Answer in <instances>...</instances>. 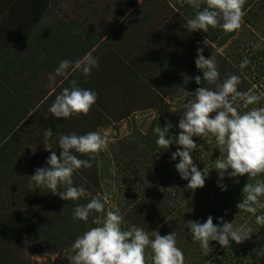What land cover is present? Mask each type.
Masks as SVG:
<instances>
[{
	"label": "trees",
	"instance_id": "16d2710c",
	"mask_svg": "<svg viewBox=\"0 0 264 264\" xmlns=\"http://www.w3.org/2000/svg\"><path fill=\"white\" fill-rule=\"evenodd\" d=\"M254 1L255 0H246L244 7L252 6L253 9V5L256 3ZM60 2L61 0H0V111H4L1 112L2 121L0 122V178L4 180L12 178L13 172L19 174L22 168L18 169L16 166L21 160H23V157H26V155L29 154L28 148L21 147L23 139L18 140L13 129L10 130L7 127V122L9 118H11V112L16 110L14 104L20 103L19 105L23 104L25 106L24 102L28 101L27 91L31 88L27 81L22 82L21 79L18 80L19 75L27 68L24 60L19 64L18 70H16L17 66L14 62L8 61L7 54L13 49H19V44L28 40L30 37L33 38L37 36L36 39H38L39 43L43 45L46 43L49 44V54L51 55V58L39 62L37 59L38 54L33 52L32 64L30 66H32L31 69L33 70L34 77L36 76L39 67L41 72L50 70L53 72L56 70L58 67L56 64V58L62 54V56H64L63 59H67V48L70 44L78 48V50L73 49V54L78 57V60L83 54L86 55L88 53L87 51L90 49L92 51L96 45H99L97 44L99 39L97 36L91 35V29L87 31L82 30L77 34L72 33L74 32L72 30L73 25L77 28L83 27L82 24L77 22L71 24L70 22L65 21V23H63L64 27L62 32L58 35L56 34V31L60 29V24L63 21L59 22L58 25L55 24L51 31L53 32L52 37L51 35L41 37L38 34L37 29L39 25L41 23L43 24L45 21L50 8L52 6H58ZM176 5L181 7V4L176 3ZM188 6L189 5L184 6L185 10L190 9ZM204 6L205 5L203 4L201 5V10ZM261 10L264 11L263 6L261 7ZM152 13L144 12L140 19L133 18L131 22L136 23V27L132 30V33H128L124 37L126 43L123 45L122 49H125L127 45L129 46V49L135 50V48H137V55L134 58L119 55L118 52L120 51L114 50L111 42H105L104 47L101 46L97 52H92L94 54L93 56L97 58L99 66L93 68L91 74L87 77L83 75L82 71H79L76 79L73 81H76L78 87L90 89L97 93L96 103L92 106L88 115L74 116L68 119L62 118L56 126L57 130L62 135H69L73 132L77 135H83L91 132L93 128H95V130L104 129L107 127V123L111 124L123 119L129 120L130 117L141 110L150 108H153L154 110L157 109L159 111L158 117L150 123L147 128L144 127L143 133L140 129L134 130L133 136L137 135L139 137V139L134 142V145L141 142V144L145 146L141 148L140 155L137 157L134 155L132 158L130 157V159H128L129 157L125 156L128 152L120 151L122 159L118 162L119 175H123L121 171L124 169L123 165L127 163L126 160L130 161L127 164L128 166H125V169L132 167V171L134 173L136 172V174H140V171L148 172L149 164L146 162L149 160V156L153 152L158 151L161 152L162 155L165 153L166 161H172V154L179 148V146L175 144L174 139L178 137L180 132L178 123L183 115V105L195 98L192 93H195L197 88L206 87L207 84L203 81V73L201 71L197 72L196 75L192 72V68L196 67L195 60L197 58V49L202 48L204 50V46L193 38L194 33H185V35L182 36L183 34L181 33V30L175 29L174 23L182 22V19L174 21V23L169 25V32L171 31V33L175 34V37L171 39V35H169L170 39L169 37L165 39L168 42L162 38L160 39V36L151 46H149V44L144 45V47L143 45H138L141 41V36L138 32L141 31L143 34L145 23L150 20ZM189 16L191 15L189 14ZM66 28H68V30ZM218 28L220 27L215 29L217 30ZM147 29L149 28L147 27ZM166 29V26L161 27L162 31H166ZM216 30L211 31L209 29L207 32L208 36H211L214 41L219 39L218 36L222 31L221 28L219 32H216ZM188 34L190 37H186ZM227 34L228 38L233 36V32ZM128 38H133V42L127 43ZM182 38H184L185 41H182ZM226 38L227 37H225V39ZM221 44L222 43L219 45L221 46ZM257 44L261 43L258 42ZM162 45L167 46L165 49L166 55H163L164 57H162V54H164L162 51ZM147 46H149L148 53L146 52ZM158 53L160 56H157ZM246 57L251 62L244 68V70L249 72L251 78L254 75V82H263L262 86H264V46L257 51L253 50L252 54H247ZM17 58H19V56H17ZM159 58H161V61ZM1 66L4 67V71L1 69ZM232 66L233 65L222 67L223 74L221 73L222 76H220L221 82L227 78V76H224L225 74L230 75L236 73V70ZM239 66L240 64L238 63L237 67ZM182 75L185 80H181L182 77L180 76ZM197 75L201 77L200 85H197L193 79ZM175 79L179 80L176 87L164 86L172 84ZM240 79L241 83L238 86V90L241 92H248L249 89L242 87L243 78L241 77ZM186 80L189 81L184 84V81ZM245 83L247 82H244V84ZM181 84L183 85V89L180 88ZM71 87L72 85L68 86V88ZM210 88L215 90V85H210ZM178 90H180L181 93ZM183 90H188L189 94L186 95L184 99H181L184 95ZM177 93L182 95L180 97L181 101H179V104H181L182 107H179V114H175L173 117L169 115V110L164 108L165 102L163 100L166 99L165 95H174L175 97L178 95ZM162 94L164 95V98L161 96ZM55 98L56 95L52 94L49 97V101L54 103ZM262 103H264V100L254 106L260 107L261 105H264ZM26 109L25 106V110ZM239 110L244 112L248 109L241 107ZM107 115H110L111 119L107 121V123H103L102 119ZM11 119L14 118L12 117ZM20 121L23 122L24 119L21 116L16 117L13 128L15 127L16 129L19 127L17 126V122ZM158 125L161 127L172 125L168 138L173 140L172 145H176L173 150L169 151L168 149L167 152H164V150L157 146L156 140L158 137L154 134L153 129ZM199 138L200 137H193L194 142ZM207 139L214 141L212 138ZM27 140H30V138L28 137ZM30 143L31 142H28V145H30ZM57 145H59V143ZM56 151L57 156H59L60 149L57 148ZM77 155L81 159H89L92 167L80 169V171L84 170L88 175H80L79 171H76L72 177L73 183L79 184L77 187H82V185L85 184L89 189L92 187V183L93 186L100 188V184L105 182V179L102 177L103 173L100 172L103 170H100V168H103L105 172L106 167L112 163V160L109 157L104 159L102 153L95 154L94 158L81 156L80 154ZM191 155L193 158V153ZM98 156L101 161L103 160L101 164L100 160L97 159ZM178 160L179 158L173 161L174 164H176L175 162ZM193 161L195 165L202 163L201 166H204V163L207 162V160L203 158L201 152L199 153L198 159ZM148 163L151 162L149 161ZM33 173L35 174V171ZM104 175V177L108 179H113L109 174ZM179 177L180 175L175 167V169L170 172L168 181H173L175 183ZM238 179V184L231 183L230 185L226 183L227 190L224 192L218 190L215 186L212 187L216 179L211 180L206 184V187L209 190V195L206 199L203 201L200 200L197 204L190 203L187 206L185 205L186 208L181 205H177L176 207L165 206L159 196L154 195L151 191H149V193L147 190L146 195H143V193L140 196L136 195L132 202L129 203L131 206L129 217L130 222L139 228L144 227V231L148 232L150 235L153 231H158L161 236H166L175 232L178 245L181 242V239L187 235V232H190V229L186 228L185 225L192 221L193 215L195 217L197 216V219L201 218V212L208 210L209 206L212 208V210H209L212 211L211 214H213L214 217L219 214L223 215L221 214L223 211L225 212V210L233 209L234 206L237 209V206L234 204L238 201H242V190L245 184L255 182L254 180H249L247 175L239 177ZM256 179L264 180V175H261ZM2 193L3 192H1V194ZM88 193V196L72 202L63 201L58 195L56 196V199H53L54 196L50 194L48 189H46L45 194H41L39 188L36 189V187H32L27 196L23 198L24 203L19 200V203L22 205L21 207L24 205L27 207L21 208L13 205V211L8 217V220H5V213L1 212L0 264H13L14 262H17L19 257H17L15 252L24 248H32L33 253L40 254H56L69 251L71 245L78 236H81L90 228L96 227L93 220L100 217V213H93L89 217L87 223L73 220L74 209L77 205L86 204L90 201L89 196L92 195L94 197L99 194L94 192ZM46 194H49L48 196L50 197L46 196ZM260 204H262V202L259 201L258 205ZM194 205L195 207H198V211L194 212L195 214L192 215V213L189 212L184 213V208L188 211V206L193 207ZM69 209L71 210L69 211ZM182 212L184 214H181ZM143 224L144 226H142ZM165 229H167V231ZM250 239H252L251 243L249 242L247 245L250 246L252 244L254 246V244H259L255 250L256 253L252 252L251 247L248 250V247H246L247 245L238 249L236 247L238 245L234 241L231 243V249H234L238 258H240L239 264H245V260L250 258L254 260L253 264H264V232L257 237ZM181 250L185 254L184 256H187V253H189L188 249ZM253 254H258V257L256 258ZM185 262L188 264L187 260H185ZM190 264H195L192 259L190 260Z\"/></svg>",
	"mask_w": 264,
	"mask_h": 264
},
{
	"label": "rangeland",
	"instance_id": "374dc122",
	"mask_svg": "<svg viewBox=\"0 0 264 264\" xmlns=\"http://www.w3.org/2000/svg\"><path fill=\"white\" fill-rule=\"evenodd\" d=\"M254 2L256 3L253 5V9L252 6L243 8L245 13L243 17V24L239 30L233 32V36L231 38H228V34L223 32V30L219 34V39L217 41H214L211 36H208L207 33H204L202 31L192 33H194L193 38H195L198 43H202V45L204 46V57L211 58L212 56L215 58L218 71H220V76H222L221 73L223 74V66L228 67L230 65H233L232 67L236 70V73L234 74L239 76L240 78H243L242 87L249 89L248 91L259 94L260 92H264V86H262L263 82H254V75L251 78L248 71L237 67L238 63L241 64V61L247 56V54H252L253 44H257L258 42L262 44V42H264V11L261 10V7H264V0H255ZM176 3L181 4V7H178ZM186 5L188 4H182L181 0H61L58 6H52L50 8L45 21L43 22V24L41 23L39 25L37 32L41 37H47L48 35H51L52 37L53 32L51 31L53 30L55 24L58 25L59 22L63 21L60 24V29L56 31V34L58 35L62 32V29L64 27L63 23H65V21L70 22L71 24L77 22L79 24H82L83 27L77 28L73 25L72 30L74 32L72 33L77 34L82 30L87 31L91 29V35L97 36V38L99 39V42L97 43L99 45H96V47L92 51L91 49L87 51V54H91L93 56V51L97 52L98 49L101 48V46L104 47L105 42H111V44L113 45L112 48L116 51H120L118 52L119 55L134 58L137 55V48H135V50L129 49V46L127 45L125 49H122L123 45H125L126 43L124 37L128 33H132V30H134L136 27V23H132L131 20L133 18L140 19L141 15H143L144 12H153L150 16V20L145 23L143 34L141 31L138 32L141 36V38L139 37L141 41L138 45H143L144 47V45L149 44V46H151L154 44V41L156 39H159L160 36V39L162 38L163 40L168 38L169 35H171V39L174 38L175 34L171 33V31L169 32V25L174 23V21H178L179 19H182V22H175V29H180L181 33L183 34L182 36H184L185 33L190 34V32H188L187 29H185L183 26L186 24L188 19L195 16L197 10L193 9L191 6H188L190 9L185 10L184 6ZM189 14L191 16H189ZM163 26H166V31L161 30V27ZM147 27L149 29H147ZM66 29L68 30V28ZM209 29L211 31L216 30L213 28ZM219 30L220 28H218L216 32H219ZM189 34L186 37H190ZM225 37L227 38L225 39ZM36 38L37 36L33 38L30 37L28 40L23 41L21 44H19V49H13L7 54L8 61L14 62L17 66L16 70H18L19 64L24 60L25 66H27V68L26 70L22 71V73L18 77V80L21 79L22 82L27 81L31 86V90L29 89L27 91L28 101L24 102L27 109L25 110V106L23 104H14V106H16V110L11 112L10 114V117H13L14 119L9 118L7 122V127L10 130L13 129L15 135L18 137V140L23 139V141L21 142L22 145H20L23 148H28L29 154H27L26 157H23V160H21V162L16 166V168H22V170L19 172V174L17 172H13V177L12 179H10L11 182H7V187L5 188V190L3 189L2 194L0 193V214L1 212L5 213V220H8V217L12 214V206L14 205L16 207H21L22 205L19 203V200L24 203L23 198L27 196L29 190H31L32 187L35 188L34 183L30 181L29 176L34 175L33 172L37 168L48 167L46 161L50 157L51 153L45 149L46 145L44 143V131L46 128H51L54 133L53 137L48 140V145H50L51 149L54 150L57 154L56 150L57 148H59V145H57L58 138L62 134L57 130L56 126L60 119L52 117L51 113L49 112V108L53 104L52 101H49V97L52 94L56 96L59 95L64 88H68V86L72 85L71 82L76 79L77 73L81 71L79 68L75 67L76 64L83 61L87 56V54H83L81 57H79L78 60V57L73 54V49L78 50V48L70 44L67 48V59H63L64 56H62L61 54L56 58V64L59 66L61 61L69 60L72 61V65L67 70L66 75L56 76L55 83L49 86V76L54 75L55 70L53 72H51V70L41 72V69L39 67L37 69L36 76L33 77V70L31 69L32 66H30L32 64L33 52L38 54L37 59L39 60V62L51 58V55L49 54V44L46 43L45 45H43L39 43L38 39ZM181 40L185 41L184 38H182ZM205 40L206 44L204 43ZM165 41L168 42L167 40ZM129 42H133V38H128L127 43ZM220 43H222L221 46L219 45ZM149 46H147L146 48L147 53L149 50ZM166 47V45H162V51L164 52V54H162V57L166 55ZM158 55L160 56L159 53L157 54V56ZM17 56H19V58H17ZM159 59L161 61V58ZM1 69L4 71L3 66H1ZM192 72L194 73V75H196L199 70L195 67L192 68ZM228 75L229 74H225L224 76ZM220 76L218 82H221ZM180 77H182V79L179 77L178 78L181 80H185L183 75ZM188 81L189 80L184 81V84ZM244 82L247 83L244 84ZM178 83L179 80L175 79L172 84L164 86L176 87ZM206 87L210 88V85L206 84ZM180 88L183 89L182 84ZM183 91V96L179 93H177L178 95H176L175 97L174 95H165L166 99L163 100L165 102L164 108L169 110V115L173 117L175 114H179V107H182V105L179 104V101H181V99H184V97L189 94L188 90ZM163 94L161 96L164 98ZM181 96L182 98L180 99ZM260 107H264V105H261ZM1 112L4 111H0V122L2 121ZM158 115L159 111L157 109H144L136 112L132 117H130L129 120L123 119L111 124L107 123V121L111 119V116L107 115L102 119L103 123L106 122L108 124L107 127L98 130H95V128H93V130L91 131H98L107 139L108 143L106 148L99 151L98 153H102L104 159L106 157H109L112 160V163H110V165L106 167L105 172L103 168H100V170H103L100 172L103 173L102 177L103 179H105V182L100 184V188H97V186H93L92 183L91 186L93 188L91 187L89 189L83 183L82 187L85 188L87 192L100 194L102 202L105 204V212L100 213V219H102L106 212L109 210L119 211V213L123 217V223L121 225L122 230H128L131 226H133L129 219L131 213V206L129 203L132 202L133 198L136 197V195L140 196L142 193L143 195H146L147 190L148 192L151 191L154 195L159 196L165 206L170 207H176L177 205L187 206L190 203L197 204L200 200L203 201L209 195V190L206 187V184L213 179H216V181H214L212 187L215 186L218 190L221 191L220 187H218L219 177L217 171L214 169V162L221 156V153L216 148L215 141L207 138H199L195 142L198 147L200 145H203V151H193V160L198 159L200 152L203 154V158L207 160V162L204 163V166H201L202 163H198L196 164V166L201 171L205 167H207L210 171L208 176L209 178L205 180L207 181L205 182V186L202 189H197L195 192L186 190L188 181L183 180L181 177H179V179L176 180L175 183L173 181H168L170 172L175 169L174 165L179 163V160L175 162L176 164H174L173 161H166L167 159L165 157V153L162 155L161 152L158 151L153 152L149 156V160L146 162L147 164H149L148 172L140 171V174H136V172L134 173L132 171V167L129 169H125V166L130 161L126 160L127 163L123 165L124 169H122L121 171L123 175H119L118 162L122 159L120 151L128 152L125 155L129 157L128 159H130V157L132 158L134 155L136 157L139 156L141 153V148L145 146H143L141 142L134 145V142L139 139L137 135L133 136L134 130L140 129V131L143 133L144 127L147 128L150 123H152L158 117ZM20 116L24 119V121L17 122V126L19 127L15 129V127L13 128V125L15 124V118ZM28 137L30 138V140H27ZM28 142H31L30 145H28ZM175 146L176 145H170V147L168 148L169 151L173 150ZM168 149L164 150V152H167ZM97 159L100 160V157L98 156ZM102 161L100 160V164L102 163ZM149 161L151 163H148ZM78 171L80 175H88V173H86L84 170ZM104 174H109L113 177V179L104 177ZM222 183L224 185H226V183L230 185L231 183L237 184L233 179H229L227 175L225 176V179L222 181ZM78 185L79 184L77 183H73V186L75 187H77ZM62 189L63 188H61L60 190ZM39 191L41 192V194H45L46 188H39ZM48 195L49 194H46V196ZM53 196V199H56L57 195ZM104 196L108 197L107 201L103 200ZM92 197V195L89 196V199L91 200ZM259 201L262 202V204L256 206V215H263L264 196L260 197ZM238 202H236L234 205L237 206ZM25 207L27 206L24 205L21 208ZM185 208L184 213L189 212L192 213V215L195 214L194 212L198 211V207H195V205L193 207L188 206V211ZM209 209L212 210L211 206H209ZM209 209H203L204 212H201L202 217L199 219H197V216L195 217L193 215L192 221L204 223L207 218L211 216L213 217V223L219 226L220 220L223 219L226 222L233 223L234 228H251L252 232L250 233V238L257 237L264 232V227L256 224L254 215H252L251 213L240 211L238 210V208L236 209L235 206L233 209L231 208L230 210H225V212L223 211L221 213L223 215L219 214L216 217L211 214L212 211H210ZM70 210L71 209H69V211ZM184 213L182 212L181 214ZM144 224L142 226H144ZM140 228L143 229L144 227ZM165 230L167 231V229ZM150 238H154L152 237V234L150 235ZM251 240L252 239L245 240L236 247L239 249L244 245H247L249 242L251 243ZM231 243H233V241H230L229 248H223L219 245L218 242L212 241L210 242L211 249L209 253L205 255L201 251L199 243H194L191 236L189 235V232H187V235L184 236L183 239H181V242L177 245V247L183 250L188 249L189 253H187V256H184L185 260L188 261V264H190L191 259L195 264H208V262H211V264H239L240 258H238L236 251H234V249H231ZM258 246L259 244H254V246L251 244L250 246L247 245L246 247H248V250L251 247L252 252L256 253L255 250ZM15 254L17 255V257H19V260H17V262H14L13 264H70V262L67 260V255L70 254L69 251L56 254H40L33 253L32 248H24L16 251ZM150 254L151 249H146V258L148 264H151ZM253 255L256 258L258 257V254ZM253 263L254 260L251 258L245 260V264Z\"/></svg>",
	"mask_w": 264,
	"mask_h": 264
},
{
	"label": "clouds",
	"instance_id": "9594fccd",
	"mask_svg": "<svg viewBox=\"0 0 264 264\" xmlns=\"http://www.w3.org/2000/svg\"><path fill=\"white\" fill-rule=\"evenodd\" d=\"M197 10L193 18L187 20L183 26L188 32L202 31L207 33L209 28L220 27L226 34L236 32L243 24L245 15L243 8L246 0H181ZM205 5L201 10V5ZM106 39V38H105ZM206 44V40L204 42ZM262 44H254L257 51ZM251 61L245 57L240 68L244 69ZM72 61H61L54 75L49 76V86L55 83L56 76L66 75ZM196 68L203 73V81L208 85H215V90L209 87H199L195 91V98L183 105L184 111L179 120V135L175 144L179 146L171 156L179 163L175 165L180 177L188 181L186 190L195 192L205 186L209 176V169L202 171L194 164L193 151H203L193 137L202 139L212 138L221 156L215 160L214 169L219 180L218 187L226 191L227 186L222 183L225 176L239 183V177L247 175L254 183H246L242 192L243 199L237 204L240 211L255 216L257 225L264 227V215H256L259 198L264 196V180L256 179L264 175V107H255L264 100V92L256 94L252 91L241 92L239 76L230 74L223 82L219 81L220 73L214 57L205 58L203 49H197ZM99 66L96 57L88 54L83 61L76 64L85 77L91 74L93 68ZM197 85L201 84V77L195 76ZM71 88H64L56 96L49 112L56 119H68L74 116L88 115L96 103L97 93L90 89L78 87L76 81L71 82ZM252 106V107H250ZM248 109L241 112L240 108ZM172 125L156 126L153 131L157 135V146L167 150L173 144L169 139ZM51 128L44 131L45 149L51 153L47 159L48 167L35 170L30 181L36 188H46L52 195H58L63 201H78L89 195L83 187L73 186V175L82 168H91L89 159L107 146V139L98 131L83 135L71 133L60 135L58 138L60 154L48 145L53 136ZM63 188V190H60ZM104 196L103 200L107 201ZM105 204L101 202L100 194L92 197L86 204L77 205L74 209L73 220L87 223L93 213H104ZM93 223L98 225L78 236L67 255L70 264H148L146 249H151V264H186L185 257L177 247L176 233L161 236L158 231L152 232V237L144 229L135 225L128 230H122L123 217L119 211L109 210L102 219L97 218ZM190 229V236L194 243H199L201 251L207 255L210 242L216 241L223 248L230 247V241L237 245L250 239L251 228H234L233 223L220 220V225L213 223L209 216L204 223L190 221L186 225ZM211 264V262H208Z\"/></svg>",
	"mask_w": 264,
	"mask_h": 264
},
{
	"label": "crops",
	"instance_id": "0c3cea01",
	"mask_svg": "<svg viewBox=\"0 0 264 264\" xmlns=\"http://www.w3.org/2000/svg\"><path fill=\"white\" fill-rule=\"evenodd\" d=\"M9 178V180H4L2 178H0V193L3 192V189L5 190V188L7 187V182H11Z\"/></svg>",
	"mask_w": 264,
	"mask_h": 264
}]
</instances>
